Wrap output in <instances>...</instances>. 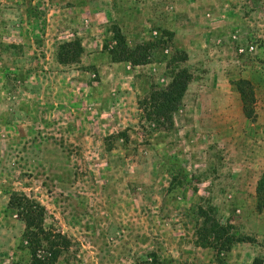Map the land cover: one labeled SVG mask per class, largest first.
<instances>
[{
    "label": "rangeland",
    "instance_id": "obj_1",
    "mask_svg": "<svg viewBox=\"0 0 264 264\" xmlns=\"http://www.w3.org/2000/svg\"><path fill=\"white\" fill-rule=\"evenodd\" d=\"M185 1L167 7L168 22L191 31L178 35L146 10L138 31L121 26L118 0H0V264L30 263L14 191L46 207L56 264H218L196 236L199 206L255 239L224 254L228 264L264 262V164L242 148L255 144V127L264 135V0H204L215 10L187 19ZM127 2L136 15L137 1ZM114 24L130 45L154 44L149 63L126 64L131 76L108 66ZM76 37L80 61L61 63L60 44ZM176 49L189 59H173ZM176 65L192 72V88L174 126L154 131L139 100L167 86ZM221 68L243 104L231 128L201 87Z\"/></svg>",
    "mask_w": 264,
    "mask_h": 264
},
{
    "label": "trees",
    "instance_id": "obj_2",
    "mask_svg": "<svg viewBox=\"0 0 264 264\" xmlns=\"http://www.w3.org/2000/svg\"><path fill=\"white\" fill-rule=\"evenodd\" d=\"M112 31L115 41V45L109 52L112 61L129 62L134 66L150 62V52L154 45L152 42H143L133 46L130 45L118 24L112 26ZM84 51L82 40L76 37L60 44L58 59L65 64L78 62ZM175 52L173 59L177 62H186L189 59L187 51L176 49ZM172 73V79L167 86L152 85L150 92L139 100V108L142 110L141 117L153 126L154 131L174 126V114L179 110L193 79V74L187 66L176 65ZM240 86L239 90L244 95L245 90ZM258 193L264 196V172L259 182ZM9 205L16 210L18 217L24 222L23 242L29 249V264H56L59 249L55 237L59 235L55 236L45 225L46 207L27 194L16 191L11 193ZM211 211H213L211 207L195 208L196 236L203 245L215 251L218 264H228L224 254L238 242H251L255 239L249 235H242L232 223H223ZM263 263L261 257H256L251 264Z\"/></svg>",
    "mask_w": 264,
    "mask_h": 264
},
{
    "label": "crops",
    "instance_id": "obj_3",
    "mask_svg": "<svg viewBox=\"0 0 264 264\" xmlns=\"http://www.w3.org/2000/svg\"><path fill=\"white\" fill-rule=\"evenodd\" d=\"M128 0H118V9L121 11L120 16L119 12H116L118 20L117 22L121 25L124 26L125 24H130L135 31H138L139 26L138 22L136 19L138 18V12L145 11L149 14L150 12L155 13L157 17V21L167 27H171L170 25L176 24L175 21L177 18H175V21L170 20L168 22L167 17V7L169 0H136L137 1V13L136 15L130 14L132 10L129 8V4L127 2ZM179 1V0H178ZM184 4V7L180 8L179 10L185 11L186 15L184 17L187 19V16H192L195 11H200L203 16V14L207 12H212L215 10L216 3L213 4L211 3H205L204 0H188L185 2H181ZM87 7V3L86 6ZM86 8L84 9V11ZM112 12H114V9H111ZM117 11V10H116ZM160 12V13H159ZM182 14H180V17ZM152 17V15H151ZM204 17V16H203ZM196 19V18H195ZM146 21V20H144ZM208 23H212L211 20H207ZM146 23H151V21H147ZM170 30H174L178 33V35H186L185 33H191V31L188 30H182V27L180 26L178 29L174 25H172V28H169ZM210 37V31L205 30L203 33V40L202 43L208 42ZM129 40V39H128ZM129 43L131 41L129 40ZM85 47V45H84ZM104 54V53H103ZM108 57V56H107ZM109 65L108 66H113L110 68L111 74L117 75L120 69H123V75L131 76V71H128L126 68L127 62H116V61H111V59L108 58ZM108 66L106 68H108ZM103 73H105V67L102 66ZM212 71L209 72L206 75V78L200 79V81L203 83L201 87H205L207 89V92L211 95V98L213 100V103L217 104L219 106V112L221 114L219 115H213V117L216 119L218 123H223L227 124L229 128H231V125H234L236 123V118L240 116L243 112V104L242 102H238L235 100V92L233 90V84L230 81L229 77V72L224 69H211ZM192 88V84L189 86V89L187 90L190 91ZM187 94V93H186ZM228 95V100L229 102H220L223 99V96ZM186 96V95H185ZM243 117V115H242ZM243 120L244 117L242 118ZM259 122V121H258ZM264 122V120L260 121ZM258 128L255 127L253 131L252 137H250L248 140L253 141L255 144H253V147L248 146H243L242 148L244 149V153H246V157H249L251 164L255 165H262L264 164V135H261L260 133L258 134V138L256 137L257 135ZM258 141V142H257ZM263 155V158H262ZM248 166V160L246 162Z\"/></svg>",
    "mask_w": 264,
    "mask_h": 264
}]
</instances>
